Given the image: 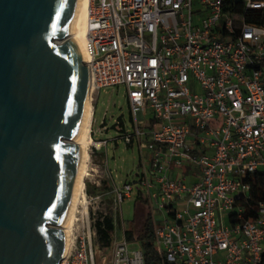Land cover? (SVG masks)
<instances>
[{
    "label": "built area",
    "instance_id": "built-area-1",
    "mask_svg": "<svg viewBox=\"0 0 264 264\" xmlns=\"http://www.w3.org/2000/svg\"><path fill=\"white\" fill-rule=\"evenodd\" d=\"M195 1L90 0L93 101L124 87L130 113L115 138L96 140L109 130L105 114L91 145L137 147L140 157L133 181L106 177L97 195L86 187L62 264H146L121 210L139 192L159 264H264V0ZM107 216L123 237L116 230L102 254L95 223Z\"/></svg>",
    "mask_w": 264,
    "mask_h": 264
},
{
    "label": "water",
    "instance_id": "water-1",
    "mask_svg": "<svg viewBox=\"0 0 264 264\" xmlns=\"http://www.w3.org/2000/svg\"><path fill=\"white\" fill-rule=\"evenodd\" d=\"M80 0H0V264H61L90 68Z\"/></svg>",
    "mask_w": 264,
    "mask_h": 264
},
{
    "label": "rangeland",
    "instance_id": "rangeland-1",
    "mask_svg": "<svg viewBox=\"0 0 264 264\" xmlns=\"http://www.w3.org/2000/svg\"><path fill=\"white\" fill-rule=\"evenodd\" d=\"M200 5L198 1H195V8H199ZM202 16V13L201 15ZM95 101V102H94ZM93 105L95 107V123L94 128L97 130L101 127V123L106 116V124L109 128L108 132L101 135L97 134L94 138L96 140L99 139H112L115 138L118 134L113 129L115 121L118 117L124 115L125 121L129 122L130 113L127 104V98L125 94L124 87H115V88H108L102 89L101 91H97L94 95ZM93 146H90V177L86 180V185L92 188L94 186V182L103 180L106 176L101 169L96 168V164L98 160L95 158L93 154ZM104 152L106 153V149L104 148ZM139 150L137 147L127 148L123 144L119 146H114L110 143L106 154V161L108 163L109 170L112 173V177L115 180L117 185H123L124 182L127 180L129 182L133 181L134 176L137 174V165L139 162ZM133 172L131 175L130 173ZM188 173V170H187ZM102 184V183H101ZM136 187V186H135ZM93 192H95L92 189ZM107 203L102 208V211H107ZM81 209V205L79 210ZM121 210L124 217V226L129 229L131 228L133 232L138 235L140 234L144 219L142 220L143 216L145 215L146 208L142 203L136 202L135 199H129L122 204ZM158 219L160 220V215L158 214ZM135 221V222H134ZM134 222V223H133ZM120 231V230H119ZM116 239H121L120 235L116 236ZM95 250L99 253L108 252L109 249L107 247L102 246L99 243V239H95ZM131 249H136V246H131Z\"/></svg>",
    "mask_w": 264,
    "mask_h": 264
},
{
    "label": "bare ground",
    "instance_id": "bare-ground-1",
    "mask_svg": "<svg viewBox=\"0 0 264 264\" xmlns=\"http://www.w3.org/2000/svg\"><path fill=\"white\" fill-rule=\"evenodd\" d=\"M90 0H80L77 8L76 16L70 32L69 37H75L83 50V58L86 65L91 61L89 54L86 51V36H87V21L89 15ZM89 66V65H88ZM91 81V80H90ZM93 88L90 82L89 98L86 105V109L82 118V122L75 138V143L83 146L84 158L79 176L77 189L72 197L71 204L68 210L66 220L64 221L63 228L66 232V247L64 257H66L72 246V234L74 226L78 217L80 205H85L86 199V180L90 177V146L93 142L91 137L92 118H93ZM86 207H84V211ZM83 211V212H84ZM62 264V263H61Z\"/></svg>",
    "mask_w": 264,
    "mask_h": 264
},
{
    "label": "trees",
    "instance_id": "trees-1",
    "mask_svg": "<svg viewBox=\"0 0 264 264\" xmlns=\"http://www.w3.org/2000/svg\"><path fill=\"white\" fill-rule=\"evenodd\" d=\"M261 67L264 68V60L261 63ZM259 184V198L264 199V180L262 179ZM87 191L91 195L100 194L99 191L94 190L95 192H93L90 188H87ZM109 201L111 202V200ZM137 202L142 203L146 208L145 215L142 218V220L144 219L143 227L140 234L138 235H136L132 229L127 230L126 238L129 241L139 242L144 253L146 264H159V256L154 242L152 217L149 210L148 201L142 192H139L137 196ZM95 229L98 232L99 243L104 247L111 246L114 240V234L116 232V224L113 218L109 216L104 218L100 217L95 223Z\"/></svg>",
    "mask_w": 264,
    "mask_h": 264
},
{
    "label": "crops",
    "instance_id": "crops-1",
    "mask_svg": "<svg viewBox=\"0 0 264 264\" xmlns=\"http://www.w3.org/2000/svg\"><path fill=\"white\" fill-rule=\"evenodd\" d=\"M95 102V101H94ZM94 123H95V107H94V105H93V124H92V128H93V130H95V128H94ZM132 148V147H131ZM107 151L108 150H106V153L104 152V149H101V150H97V149H95L94 148V150H93V154L95 155V158L98 160V163L96 164V168H97V170L98 169H101L102 170V172H105L106 171V168L108 169V172H105L104 174H105V176L106 177H111V178H113L112 177V174H111V171L109 170V167H108V163H107V161H106V159H105V157H106V154H107ZM105 177V178H106ZM105 178L103 179V180H100L101 181V183L103 184V187L102 188H96V187H90L89 186V184H87L86 185V187L87 188H90V189H93V190H95V191H99V193L100 194H103V193H105L109 188H106V181H105ZM108 180H110V178H108ZM115 181V180H114ZM127 181V180H126ZM98 182V181H97ZM137 196H138V193L137 194H134V196L131 198V199H135V201L137 202ZM126 228V227H125ZM129 229H131V228H129ZM129 229H127L126 228V231L127 230H129ZM116 230H117V234L118 235H120L121 236V238L123 237L122 236V232H121V229L120 228H117L116 227ZM120 230V231H119Z\"/></svg>",
    "mask_w": 264,
    "mask_h": 264
}]
</instances>
